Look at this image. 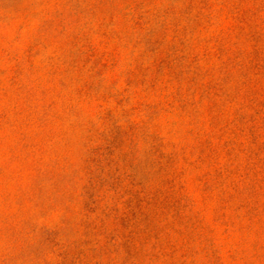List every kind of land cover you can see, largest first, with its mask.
<instances>
[{
  "label": "rangeland",
  "instance_id": "374dc122",
  "mask_svg": "<svg viewBox=\"0 0 264 264\" xmlns=\"http://www.w3.org/2000/svg\"><path fill=\"white\" fill-rule=\"evenodd\" d=\"M0 264H264V0H0Z\"/></svg>",
  "mask_w": 264,
  "mask_h": 264
}]
</instances>
